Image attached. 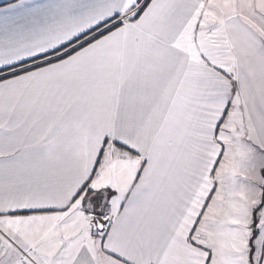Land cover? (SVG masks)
I'll list each match as a JSON object with an SVG mask.
<instances>
[{
  "label": "snow or ice",
  "instance_id": "snow-or-ice-1",
  "mask_svg": "<svg viewBox=\"0 0 264 264\" xmlns=\"http://www.w3.org/2000/svg\"><path fill=\"white\" fill-rule=\"evenodd\" d=\"M0 264H264V0H0Z\"/></svg>",
  "mask_w": 264,
  "mask_h": 264
}]
</instances>
